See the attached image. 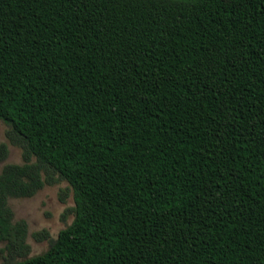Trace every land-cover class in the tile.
<instances>
[{"label":"trees","instance_id":"1","mask_svg":"<svg viewBox=\"0 0 264 264\" xmlns=\"http://www.w3.org/2000/svg\"><path fill=\"white\" fill-rule=\"evenodd\" d=\"M0 120L3 264H264V0H0Z\"/></svg>","mask_w":264,"mask_h":264},{"label":"rangeland","instance_id":"2","mask_svg":"<svg viewBox=\"0 0 264 264\" xmlns=\"http://www.w3.org/2000/svg\"><path fill=\"white\" fill-rule=\"evenodd\" d=\"M6 125L0 120V144L8 147V157L0 162V170L6 164H22L21 150L10 144L5 136ZM68 184L60 182L46 185L31 198L9 199L8 205L14 213L15 220H24L28 227L27 244L30 246L29 256H37L48 248V240H36L33 235L46 231L50 239H55L58 233L73 220L69 210L73 207L71 192L66 190ZM63 198V201L60 200ZM3 247L0 242V264H3Z\"/></svg>","mask_w":264,"mask_h":264}]
</instances>
